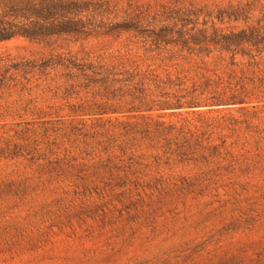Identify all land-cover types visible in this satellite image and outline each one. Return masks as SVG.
<instances>
[{
	"label": "rangeland",
	"instance_id": "1",
	"mask_svg": "<svg viewBox=\"0 0 264 264\" xmlns=\"http://www.w3.org/2000/svg\"><path fill=\"white\" fill-rule=\"evenodd\" d=\"M83 2L0 42V264H264V0Z\"/></svg>",
	"mask_w": 264,
	"mask_h": 264
},
{
	"label": "trees",
	"instance_id": "2",
	"mask_svg": "<svg viewBox=\"0 0 264 264\" xmlns=\"http://www.w3.org/2000/svg\"><path fill=\"white\" fill-rule=\"evenodd\" d=\"M87 8L83 0H0V42L21 36L48 45L52 40H63L65 37H88L99 26L97 21L92 20V12ZM173 11L164 8L163 13ZM143 14L140 12L131 17L133 25L124 24L122 30L140 34L150 32V23ZM118 29L119 26H116L105 32L109 34ZM162 29L159 28L160 31ZM151 33L154 34L153 31ZM42 66L47 65L39 66L28 60L16 62L9 56H0V69H4L5 74L40 69Z\"/></svg>",
	"mask_w": 264,
	"mask_h": 264
}]
</instances>
